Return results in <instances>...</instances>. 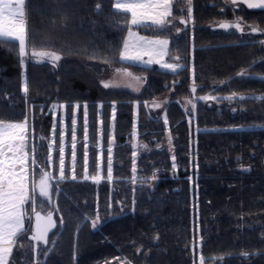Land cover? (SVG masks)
Masks as SVG:
<instances>
[{
  "label": "trees",
  "instance_id": "16d2710c",
  "mask_svg": "<svg viewBox=\"0 0 264 264\" xmlns=\"http://www.w3.org/2000/svg\"><path fill=\"white\" fill-rule=\"evenodd\" d=\"M192 2L200 27L192 40L187 36L175 38L177 48L194 49L193 65L211 93H236L237 98L212 100L211 110L194 121L181 110L171 111L173 129L181 136L178 147L171 154L152 151L138 159L144 167L137 169L136 183L131 182L132 168L114 170L116 179L126 173L131 178L129 184L108 181L107 170L100 172L94 166V153L90 155L93 166L88 170L89 179H84L83 108L88 105V143L93 148L98 134V102L104 101L108 117L111 101L116 99L101 84L108 70L129 67L144 74L147 95L171 76L157 67L119 60L127 29L121 17L113 14L114 0H27L29 47L61 54L55 66L31 58L22 65L18 45L0 43V120L23 121L31 116L39 163L48 161L54 125V115L42 111H48L55 101L67 103L71 131L74 107L80 104L76 180L71 179L73 169H67V193L60 200L65 229L48 253L42 246L40 264H198L200 255L207 264H264V128L233 129L264 125V102L256 99L264 96V11L249 15L242 9L245 17H257L262 29L258 40L252 41L229 30L209 29L210 24L237 16L227 0ZM97 4L102 6L100 12L96 11ZM178 6L174 5L175 11ZM139 30L150 36L160 34ZM105 59L112 62L104 63ZM240 71L247 72L243 78L238 75ZM25 79L27 96L22 90ZM239 96L247 99L240 100ZM130 100L119 103L115 124L119 137L126 134L132 139L135 99ZM141 113L148 118L142 119L141 138L153 147L165 126L147 108ZM196 127L201 130L197 132ZM105 129L111 128L107 124ZM120 141L118 148H125L122 137ZM59 147L58 141L56 156ZM72 151L71 142L66 152L68 162ZM173 155L176 170L171 167ZM95 175L103 177L99 183L91 180ZM143 177L148 179L140 183ZM97 210L101 223L93 228L91 221ZM27 235L18 237L9 264L36 260L34 242ZM201 237L202 243L196 247L194 242Z\"/></svg>",
  "mask_w": 264,
  "mask_h": 264
},
{
  "label": "snow or ice",
  "instance_id": "6c2138e0",
  "mask_svg": "<svg viewBox=\"0 0 264 264\" xmlns=\"http://www.w3.org/2000/svg\"><path fill=\"white\" fill-rule=\"evenodd\" d=\"M192 0H186V13L187 20L183 17L180 18V23L187 26L189 21L193 20L192 17ZM185 0H115L113 4V14L118 15L123 20V25L127 29V36L123 39L122 48L119 52V60L126 62L128 65L140 64L145 67L153 64H158L162 69L169 70L172 73H177L183 66L179 63H169L164 60V57L169 55L170 40L167 36L163 35L164 30L175 27L173 20L175 19L173 13L174 5L184 4ZM242 3L246 4L248 9H264V0H232V4ZM102 6L96 5V11L100 12ZM183 11V9H181ZM221 29L243 32L239 21L235 22H222L218 25ZM139 29L152 30L158 35L147 36L140 35ZM182 29L176 28V32L180 33ZM257 28H252V33H256ZM28 35V22L26 13V0H0V43H14L18 45V52L21 58V64L25 63L26 58H31L37 62L50 61L55 66L56 62L62 59L61 54L51 50L29 47ZM264 43V42H262ZM147 57V59H145ZM90 59H96L91 56ZM175 59H179L176 57ZM104 63H111L107 59L103 60ZM117 73L125 77L141 81L142 78L135 76L127 68L115 70ZM238 75L243 78L246 71H241ZM264 79V77H262ZM191 87V92L195 93L197 88L194 82ZM105 89L116 87L110 82H102ZM22 90L27 96L28 85L25 79ZM138 91L139 89H135ZM237 98V94L233 93L230 96L224 97L226 100H233ZM200 100L207 101L209 99L215 100V96H201ZM240 100L247 99L244 96H239ZM256 99L264 102V96L256 97ZM194 110L195 103L189 101ZM157 108L161 105L156 104ZM53 105V108H57ZM59 107H64L60 105ZM80 105H75L79 108ZM84 132L85 141L87 140V105L84 106ZM235 110V109H233ZM115 115V105L113 104V116ZM165 125L168 121L165 117ZM76 124L75 117L72 119V162L73 173L72 180H76L75 162H76ZM29 118L21 122H4L0 120V264H9V258L14 251V246L17 243V238L26 232L31 231L30 239L36 241L38 244L43 243L47 245L49 241V234L57 227L56 220L54 219V212H59L56 206V201L53 199V193H60L59 184L65 180V148L63 145V135H61V145L59 147V175L55 176L51 171L39 165L35 158V147L30 144L31 130ZM53 134H55V124L53 125ZM135 135V133H133ZM43 139V137H41ZM169 145L172 140L169 135ZM49 156L48 166L51 167V151L52 143L48 145ZM147 148L146 145H133V148ZM87 145H85V149ZM107 180H113V156L112 147L107 149ZM136 151H133V157L136 156ZM171 167L173 170L177 169L176 157H171ZM88 153L84 152V179L88 180ZM100 165H98V168ZM39 171L38 180L36 177V170ZM136 161L133 159L132 183L137 182L136 177ZM103 177L95 175L91 180L99 183ZM148 178H140V183H145ZM151 179H156L155 173ZM55 183V188H54ZM39 199V203H38ZM47 202L53 210L43 212L44 202ZM27 206V207H26ZM111 207V203L108 205ZM38 207L41 210H37ZM30 209V211H29ZM26 221L28 227H26ZM34 221V223H33ZM60 223H63L61 218ZM101 223L99 211L97 210L96 218L91 221L92 227L96 228ZM55 243V241H52ZM202 243V237L194 242L196 247ZM35 251V249H34ZM244 255H248L245 253ZM215 259L223 260L224 257H216ZM130 264V262H126ZM199 264H207L205 256H199Z\"/></svg>",
  "mask_w": 264,
  "mask_h": 264
},
{
  "label": "flooded vegetation",
  "instance_id": "af4514ba",
  "mask_svg": "<svg viewBox=\"0 0 264 264\" xmlns=\"http://www.w3.org/2000/svg\"><path fill=\"white\" fill-rule=\"evenodd\" d=\"M228 4L235 10L237 16L236 17H229L227 21H239L241 23V27L244 29L243 32L237 31L236 29H231L228 32L229 33H236L240 37L243 38H250L252 41H257L258 36L260 34L258 33H252V28H259V24L257 21V17L254 18H247L243 15V10H246V13L249 15H255V12L258 11L256 9H248L246 4L242 3H237V4H232V0H227ZM194 3L191 2V7H192V17L193 20L189 21L187 23V26L184 24H181L180 18L183 17L185 20H187V13H186V1L184 4L178 6L177 10H174V17L175 19L173 20V23L175 24V27H171L167 30H164L167 33V36H170L173 40V43L171 44L170 48V53L168 58L175 62L183 65V67L177 72V73H172L171 71H166L171 74L170 79L164 81L159 87L158 90H152L149 95L146 94L145 89L147 86V77L135 70H132L129 67H119V68H113L111 70H108V73H106L105 80H102V82H110L116 87H110L107 88L109 92H112L114 94V97L116 98L115 100L111 101V113L107 117L104 114V108H105V103L104 101H99L97 105V111H98V134L97 138L94 141L93 148L92 146L88 143V137L90 136V131L87 127V140H86V145L87 148L82 149V153L84 156L85 150H87L88 153V165L87 168H91L93 165L91 163V154L94 153L96 155V161L94 163V166L100 171L104 172L107 170V156L108 152L107 149L111 146L112 147V156H113V180L112 183L116 180L118 182L121 181H126L128 184L131 181V178L129 176H126V173L122 175V177H119L116 179L114 177V170L117 168H132L133 167V159L136 161V169L138 168H143L142 164L138 161V159H143L147 153H150L152 151H156L159 153H174L176 151V148L178 147V143L181 140V136L179 133H176L173 129V118L171 117V111L175 110H181L184 114L187 116H190V121H194L195 119H202L204 118L205 111L211 110V107L213 106V101L211 99L204 101L198 99V97L201 96H207V94L211 93V88H209V85L201 81L199 79L198 73L196 72V67L195 65V51L193 50H182L177 48V44L175 43V38L180 39L183 36H187V38L191 37L192 40V35H194V32L198 30L200 27V24L196 22L195 18V7ZM183 9V11L181 10ZM247 10L250 12L248 13ZM220 22V21H219ZM218 22V23H219ZM217 24V23H215ZM215 24H210L209 29L212 31H220L221 29L218 30H213L212 26ZM176 28L182 29L180 33L176 32ZM185 51V52H184ZM176 57H179V59H175ZM189 63V66H186V64ZM194 63V65H193ZM121 68H127L128 71L132 72L135 76L141 77L142 80L137 82L135 80H131L128 77L123 76L120 73H117L115 70L116 69H121ZM187 68V71L185 70ZM241 72V71H240ZM247 73V72H246ZM193 77L195 78V86L197 88V91L195 93L191 92V87L193 85ZM101 82V84H102ZM135 89H139L136 91ZM130 97H134V117L132 121V127H133V138L131 139L127 137L125 134V137H122V144H126L127 146L125 148L119 149L117 144L120 141L119 137V129H116V121L119 118V103H130ZM189 101L195 103L196 107L193 110L192 109V104L189 103ZM99 104L103 105V111H100L99 109ZM113 104L115 105V115L113 116ZM159 104L161 107L157 108L155 105ZM145 105V106H144ZM145 107L148 109L149 113L155 120H158L161 124L165 126V130L162 132L161 135L158 136V142H156L153 147L147 144V141L143 138H141V125H142V119L145 118L146 120L148 119L147 116L143 115L142 108ZM69 116V114H68ZM88 116V114H87ZM77 119L79 120V115H77ZM165 117L167 118V125L164 123ZM151 118V117H150ZM152 120V119H151ZM55 121V119H54ZM69 122V118H68ZM110 122V123H109ZM107 124L110 126L111 129H105ZM158 128H161V125H157ZM59 132V131H58ZM129 133V131H126ZM71 134V140L69 139ZM76 134V149L77 151L78 147V137H79V131L76 129L75 131ZM85 134V132H84ZM169 135L171 136L172 143L169 145L168 139ZM51 137H52V132H51ZM63 140L65 141V180L59 184V189L60 193L56 194L55 192L53 193V199L56 201V206L59 208V212H55V218H56V224L57 227L55 230L51 233L49 243L45 246L43 243H39V245L43 246L44 248H47L48 251H50L51 247L54 245L52 241L57 238L58 234L62 232L63 229H65V219L63 213L60 212V200L63 197L64 194L67 193V183H68V178H67V169L71 168L73 169V162L67 161V150L70 147V143L72 142V130L68 131L64 134ZM60 141V136L58 139V136L56 138L55 143ZM71 141V142H70ZM54 140L50 139V143H53ZM146 145L147 148H139L137 147L136 149L133 148V145ZM53 146V144H52ZM131 148L133 149L132 151H136V156L133 157V152L131 153ZM122 152V155L120 156L119 154ZM41 164V163H40ZM43 168L46 170H49L52 172V169L54 167H49L48 166V161L47 163L41 164ZM77 165V162L75 163V166ZM98 165L100 167L98 168ZM57 170H58V175H59V163H57ZM84 167V163H83ZM55 169V168H54ZM76 170V168H75ZM53 173V172H52ZM55 175V173H53ZM39 178V174L37 175ZM37 178V180H38ZM54 188H55V183H54ZM27 207V206H26ZM37 210H41L39 207ZM48 210H53L52 207L45 201L44 206H43V212L46 213ZM30 211V209H29ZM54 211V210H53ZM61 218L63 219V223H60ZM27 222V221H26ZM34 223V221H33ZM28 227V223H27ZM27 236L31 234V231L27 232ZM29 238V237H28ZM34 243H37L34 241ZM33 262H38V261H33ZM32 262V263H33ZM39 263V262H38ZM30 264V263H28ZM40 264V263H39Z\"/></svg>",
  "mask_w": 264,
  "mask_h": 264
},
{
  "label": "rangeland",
  "instance_id": "374dc122",
  "mask_svg": "<svg viewBox=\"0 0 264 264\" xmlns=\"http://www.w3.org/2000/svg\"><path fill=\"white\" fill-rule=\"evenodd\" d=\"M114 2H115V0H114ZM173 12H174V7H173ZM138 31H139L140 35H147L144 32H142L141 30H138ZM147 36H150V35H147ZM167 37L170 40V44H169V53H170V48H171V44L173 43V40H172V38L170 36H167ZM192 38H193V36H192ZM168 56L169 55L165 56L164 60L166 62H169V63H175V62L171 61L168 58ZM145 59H147V57H145ZM136 65H140V64H136ZM141 66H143V65H141ZM149 67H152V68L158 67V68L162 69L158 64H153L151 66H148V68ZM162 70H165V69H162ZM166 71H169V70H166ZM262 77H264V75H262ZM27 85H28V83H27ZM207 96H215V97H217V99H218V97L219 98L227 97V96H224V95L223 96L216 95L214 93L207 94ZM217 99H215L213 101H217ZM77 104L80 105L79 103H77ZM77 104H75V105H77ZM53 105H57L58 107L54 109ZM60 105H63L64 107H59ZM79 109H80V107L78 109L74 107V111L75 112L73 113L74 114L73 117H75V119L77 121V124H78L77 115H78ZM99 109H100V111H103V105L102 104L101 105L99 104ZM84 111H85V108H83V112ZM88 112H89V108H88V105H87V114H88ZM42 113L43 114L52 113L54 115V119H55V121H54L55 134H53V128H52V137H51V139L54 140V142L52 143L53 146H52V151H51V156H52L51 166L55 168V169L54 168L52 169V172L55 173V176H58L57 163H59V162H57V161H59V159H58L59 155L56 156V151H58V148H57L58 142L56 144L55 141H56L57 136H60V141H59V146H60L61 145V135L64 136V134L69 131V125H68L69 110H68V104L65 103V102L63 103V102L55 101V102H53L50 105V108L48 109V111H46V112L42 111ZM30 117L31 116L28 117L29 118V122H30V126H31L30 130H31V133H32L31 134V138H30V144L33 147V145H34V142H33V139H32L33 138V121L30 119ZM73 117H72V119H73ZM4 122H21V121H4ZM77 124H76V128H77ZM243 128L244 129H260V128H264V125H262V126H257V125L236 126L233 129H239L240 130V129H243ZM196 130L198 132V130H201V129H200V127H196ZM63 145H64V148H65L66 143H65L64 140H63ZM65 158H66V156H65ZM71 161H72V158H71ZM39 165L42 166L40 163H39ZM38 174H39V171L37 169L36 170V177H35L36 179L38 178V176H37ZM38 203H39V199H38ZM26 227H27V222H26ZM17 240H18V238H17ZM41 248H43V247L41 245H39L38 243H34L33 244V249H35L34 252H35V255H36V260H34V261H39L38 258H39V253H41ZM32 262L33 261H30L29 263H32ZM198 264H199V262H198Z\"/></svg>",
  "mask_w": 264,
  "mask_h": 264
},
{
  "label": "water",
  "instance_id": "95a60500",
  "mask_svg": "<svg viewBox=\"0 0 264 264\" xmlns=\"http://www.w3.org/2000/svg\"><path fill=\"white\" fill-rule=\"evenodd\" d=\"M256 10H264V9H256ZM222 22H229V23H231V22H233V21H227V20H224V21H221V22H219V23H217V24H215V25H213L212 26V29L213 30H218V29H221L218 25L220 24V23H222ZM221 30H224V29H221ZM262 32V29H260V28H258L257 29V32L256 33H258V34H260ZM49 171V170H48ZM54 212V219L56 220V218H55V211H53ZM55 230V229H54ZM53 230V231H54ZM32 235V233L31 234H29V239H30V236ZM50 235H51V233L49 234V239H50ZM31 240V239H30ZM31 241H33V240H31ZM34 242V241H33ZM46 246V245H45ZM30 264H39L38 262H33V263H30Z\"/></svg>",
  "mask_w": 264,
  "mask_h": 264
},
{
  "label": "crops",
  "instance_id": "0c3cea01",
  "mask_svg": "<svg viewBox=\"0 0 264 264\" xmlns=\"http://www.w3.org/2000/svg\"><path fill=\"white\" fill-rule=\"evenodd\" d=\"M258 11H264V10H258ZM26 13H27V0H26ZM27 18H28V13H27ZM14 247H15V246H14ZM11 257H12V255H11L10 258H9V263H10Z\"/></svg>",
  "mask_w": 264,
  "mask_h": 264
}]
</instances>
